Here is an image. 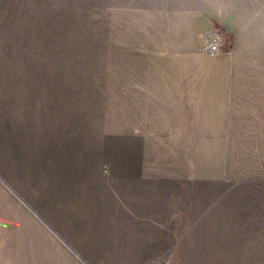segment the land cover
Wrapping results in <instances>:
<instances>
[{
    "label": "rangeland",
    "instance_id": "374dc122",
    "mask_svg": "<svg viewBox=\"0 0 264 264\" xmlns=\"http://www.w3.org/2000/svg\"><path fill=\"white\" fill-rule=\"evenodd\" d=\"M172 2L0 0V262L264 264V199L255 210L235 190L215 203L171 199L159 219L132 221L142 235L126 250L82 242L92 226L84 213L126 211L124 199H109L120 180L109 132L123 127V93L113 86L124 79L125 36L137 11ZM212 5L252 10L264 24V0Z\"/></svg>",
    "mask_w": 264,
    "mask_h": 264
},
{
    "label": "crops",
    "instance_id": "0c3cea01",
    "mask_svg": "<svg viewBox=\"0 0 264 264\" xmlns=\"http://www.w3.org/2000/svg\"><path fill=\"white\" fill-rule=\"evenodd\" d=\"M137 12L133 34L124 39V79L113 86L123 93V127L109 132L117 140L120 177L109 199H124L126 211L108 213L115 216L109 218L99 212L82 215L92 221L82 235L91 251L131 247L133 237L142 235L132 221L159 219L161 206L171 199L215 203L235 190L236 199H253L255 210L264 199V24L259 15L214 8L212 0H173ZM214 28L225 35L226 47L209 55L200 47ZM114 219L120 226L102 227V220ZM44 264L110 263L78 258Z\"/></svg>",
    "mask_w": 264,
    "mask_h": 264
},
{
    "label": "built area",
    "instance_id": "2783aa9c",
    "mask_svg": "<svg viewBox=\"0 0 264 264\" xmlns=\"http://www.w3.org/2000/svg\"><path fill=\"white\" fill-rule=\"evenodd\" d=\"M226 37L219 28L208 31L205 36L200 50L209 55H218L225 51ZM0 264H3L0 262Z\"/></svg>",
    "mask_w": 264,
    "mask_h": 264
}]
</instances>
